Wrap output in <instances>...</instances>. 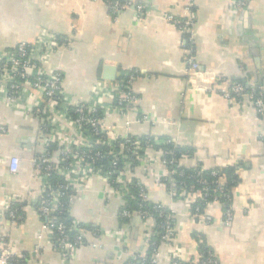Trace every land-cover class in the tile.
Here are the masks:
<instances>
[{
  "label": "crops",
  "instance_id": "1",
  "mask_svg": "<svg viewBox=\"0 0 264 264\" xmlns=\"http://www.w3.org/2000/svg\"><path fill=\"white\" fill-rule=\"evenodd\" d=\"M146 4L153 14L141 21L131 11L112 18L102 0H0V54L24 41H36L45 31L62 40L49 58L48 68L63 74L62 89L72 104L90 100L98 83L115 82L133 75L132 88L138 97L139 113L131 115L133 136L172 139L189 148L181 165L207 170L237 165L239 183L231 204L233 219L224 223V209L213 203L206 209L211 223L195 220L187 204L172 202L165 188L156 183L164 167L158 150L147 154L151 171L141 168L136 178L147 189L149 200L174 207L178 234L175 247L183 256L196 254L195 233L203 240L218 264H264V114L250 104H231L223 95L221 78L242 80L264 90V0H249L234 11V0H128ZM195 12V59L209 73L192 79L186 69L184 35L163 17L183 18L189 3ZM112 73L114 80L106 78ZM139 116L146 122H138ZM149 119V120H148ZM126 118L111 119L122 132ZM72 131L67 118H59ZM40 120L26 112H15L0 99V233L11 245L10 253L25 264H125L143 244L145 228L135 215L122 224L125 197L107 194L105 183L95 179L72 208L74 219L99 224L111 232L124 231V252L115 238H104L100 246L88 234V245L65 262L50 240L40 244L37 234L44 226L33 209L41 191L32 162L43 149L37 135ZM18 157V172H11L9 159ZM21 195L24 220L13 225L2 213L8 200ZM37 246L40 249L37 251ZM167 248H161V264H168Z\"/></svg>",
  "mask_w": 264,
  "mask_h": 264
},
{
  "label": "built area",
  "instance_id": "2",
  "mask_svg": "<svg viewBox=\"0 0 264 264\" xmlns=\"http://www.w3.org/2000/svg\"><path fill=\"white\" fill-rule=\"evenodd\" d=\"M248 1L234 0L233 10L243 8ZM103 2L108 6L113 19L125 11L133 12L138 21L153 14L151 7L146 4H134L128 0ZM163 19L184 35L186 69L189 76L197 82L204 79L202 77L209 71L203 70L195 59V12L192 3H189L183 18L168 14ZM61 41L58 35L45 31L36 41L21 42L12 50L0 54V99L15 112H26L40 120L37 135L43 149L32 160L35 175L41 181L40 196L32 205L37 215L45 220L37 234L38 243L45 239L50 240L65 262H71L77 250L88 245V234L95 238V247L100 246L104 238H115L117 244L123 248L120 252L125 254L124 245L127 244V239L124 231L111 232L99 224L77 221L71 214L72 208L95 179L105 183L104 192L107 194L119 192L124 197L123 190L137 179L136 172L139 168L144 172L151 171L147 154L152 149L159 151L164 167L162 175L156 177V183L165 188L173 204L184 202L195 220L207 224L211 223V219L206 216L207 207L219 203L224 209V223L229 225L233 219L231 204L235 188L230 192L226 191L223 177H218L219 173H213V176L218 177L215 190L212 191L204 181L202 182L205 186L208 184L207 189L189 188L185 181H176V177H185L180 169L183 157L179 160L175 157V149L170 152L164 149L171 143L178 146L175 141L131 134L133 123L130 117L139 113L138 97L131 86L135 76L124 74L115 82L98 83L88 102L72 104L71 98L62 89L63 74L48 68L49 58L58 50ZM219 83L226 86L222 95L231 104L247 103L260 114H264V90L260 85L247 86L239 80L228 78H221ZM70 110L74 111L75 119L71 117ZM119 116L126 118L122 132L109 124L111 119ZM61 117L67 118L72 131L60 125L58 120ZM137 121L146 122L147 118L139 116ZM5 132V128L0 126V133ZM96 146L108 148V154L104 156L102 153H95L93 148ZM3 158L9 159L11 172L16 174L21 159ZM99 158L109 160L107 170L96 165V159ZM119 162L122 163V168L119 167ZM205 171L203 167L199 169L200 174ZM53 174L61 178L57 184L51 181ZM140 183L142 184L141 181ZM140 189V199L152 202L144 188L140 186ZM64 196L68 215L74 219L70 225L57 218L63 212ZM210 196H214L213 201L208 200ZM22 200L24 199L21 195L13 196L2 213L13 225L24 220V208L19 206ZM197 201H202L204 208L197 207L193 210L192 205ZM154 204L153 208L135 214L142 218L146 232L142 246L134 254H127L125 264H161L162 247L167 248L164 258L168 264H218L211 252L204 253L199 250V243H202L203 238L201 234L194 238L197 247L195 256L193 252L190 258L183 256L181 248L174 245L178 234L176 209L161 203ZM153 211L157 218L162 219L156 224V229ZM135 215L127 208V201H124L120 217L132 219ZM69 229L78 230L74 239L70 237ZM157 237L159 240L155 239ZM148 247L152 248L150 256L146 254ZM10 248L8 239L0 233V264H8L13 257L21 258L11 254ZM39 249L40 246H37V251Z\"/></svg>",
  "mask_w": 264,
  "mask_h": 264
},
{
  "label": "trees",
  "instance_id": "3",
  "mask_svg": "<svg viewBox=\"0 0 264 264\" xmlns=\"http://www.w3.org/2000/svg\"><path fill=\"white\" fill-rule=\"evenodd\" d=\"M103 1L109 2L112 0H103ZM239 81L242 82V80H239ZM70 115L72 118H74V119L76 118V115L74 114L73 110L72 111L70 110ZM163 140L168 141L170 139H168V138L164 139L163 138ZM93 149H94L93 151L95 153H102L104 156L107 155L109 152V149L106 147H103V146H96ZM164 149L166 150V152H170V151H173L175 149V151H176L175 157L179 160H181L182 157L188 156L190 154L189 148H186V147L180 146V145L176 146L173 143L166 145L164 147ZM94 152L92 154H90L91 157L93 156ZM108 163H109V160L106 158L96 159V165L100 166L103 170H107ZM241 163L242 162L240 161V163L238 165H234V166L228 167L226 169H213V170H207L206 169V171L204 173H201V174L199 173V169L203 167L201 165H198V166L191 168V169H187L181 165L182 167H180V169L184 172L185 177H183V178L176 177V181L177 182L185 181V184L187 185V187H189V188L193 187L195 190H203L204 188L207 189V186L209 184L210 189L213 191L217 188L215 182L218 180V177L221 175V177H223L222 181L224 183V189L226 191L230 192L239 183L238 169L240 168ZM119 167L122 168V163H120V162H119ZM215 172L219 173L218 177L213 176V173H215ZM51 181L54 184H57L58 182L61 181V178L58 177L57 175L53 174L51 177ZM202 181L207 182L208 184L205 186ZM139 185L144 188L143 189L144 192H147L146 187H144L138 179L134 180V183L131 186H127L123 190L125 201H127V208L134 215L136 213H138V211H141L144 209H151L155 205L154 203H152L148 200H141L140 199L139 194H140L141 189H140ZM213 198H214V196H210L208 200L213 201ZM62 204H63V210H62L63 212L59 216H57V218H59L63 222H66V224L70 225L74 221V219L68 215L66 196H64L62 198ZM192 207H193V210H195V208H197V207L204 208V205H203L202 201H197L195 204L192 205ZM19 212L22 213V211H20V209H19ZM153 214H154L153 221H154V226L156 229V224L160 223L162 221V219L157 218V216H156L157 214L154 213V211H153ZM121 220H122L121 221L122 224L128 225L131 223L132 219L121 217ZM77 232H78V230H76V229H69L70 237L74 239V237L78 235ZM56 233H57V231H56ZM198 235H200V234L195 233L193 235V237L196 238ZM155 239L159 240L158 237ZM199 250L201 252H204V253L210 252L209 248L204 243L203 238H202V243H199ZM146 254H148L149 256L152 254V248L151 247H148V249L146 250ZM24 261H25V259H23V258L13 257L9 260L8 264H25Z\"/></svg>",
  "mask_w": 264,
  "mask_h": 264
},
{
  "label": "water",
  "instance_id": "4",
  "mask_svg": "<svg viewBox=\"0 0 264 264\" xmlns=\"http://www.w3.org/2000/svg\"><path fill=\"white\" fill-rule=\"evenodd\" d=\"M107 70H109V72L111 73H114V71H115V69H107ZM112 73H111V75H108L106 78H108L109 80L111 79V80H114L115 78L114 77H112Z\"/></svg>",
  "mask_w": 264,
  "mask_h": 264
}]
</instances>
